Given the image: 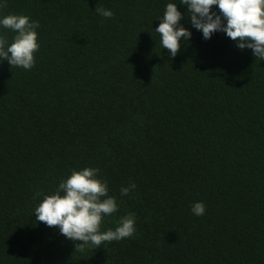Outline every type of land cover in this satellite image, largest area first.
Wrapping results in <instances>:
<instances>
[{
	"label": "trees",
	"instance_id": "trees-1",
	"mask_svg": "<svg viewBox=\"0 0 264 264\" xmlns=\"http://www.w3.org/2000/svg\"><path fill=\"white\" fill-rule=\"evenodd\" d=\"M167 2L7 0L40 47L30 70L0 61V264H264V61L203 39L178 0L192 35L170 56L153 31ZM83 167L119 204L101 230L134 213L131 237L81 250L36 220Z\"/></svg>",
	"mask_w": 264,
	"mask_h": 264
},
{
	"label": "clouds",
	"instance_id": "clouds-1",
	"mask_svg": "<svg viewBox=\"0 0 264 264\" xmlns=\"http://www.w3.org/2000/svg\"><path fill=\"white\" fill-rule=\"evenodd\" d=\"M186 7L191 26L207 40L216 32H223L235 42L237 49H250L259 61H264V0H178ZM7 0H0V61L10 66L30 70L35 65L39 50L38 21L28 15L2 9ZM215 6V8L213 7ZM99 16L111 18L113 11L105 7L95 8ZM185 13L177 8V0H169L164 6L159 24L153 30L160 37L162 49L175 57L182 42L189 41L192 32L180 21ZM5 30L12 33L5 35ZM97 167L70 169L68 175L58 180L54 190L44 194L34 208L36 220L46 226H55L64 238L79 243L81 250L91 244L101 247L103 242L119 241L131 237L136 231L135 214L121 216L115 228L101 230L102 221L119 209L117 198L109 194L108 181L100 175ZM136 185L129 182L120 188L122 197L134 192ZM195 216L205 213L203 201L190 206Z\"/></svg>",
	"mask_w": 264,
	"mask_h": 264
}]
</instances>
